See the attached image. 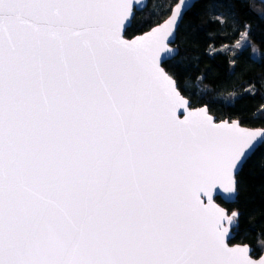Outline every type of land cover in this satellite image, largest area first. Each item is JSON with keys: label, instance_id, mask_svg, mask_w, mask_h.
Masks as SVG:
<instances>
[{"label": "snow or ice", "instance_id": "snow-or-ice-1", "mask_svg": "<svg viewBox=\"0 0 264 264\" xmlns=\"http://www.w3.org/2000/svg\"><path fill=\"white\" fill-rule=\"evenodd\" d=\"M236 2L178 0L127 39L139 0H0V264H264L217 202L239 200L264 130L195 106L172 62L184 18Z\"/></svg>", "mask_w": 264, "mask_h": 264}, {"label": "trees", "instance_id": "trees-1", "mask_svg": "<svg viewBox=\"0 0 264 264\" xmlns=\"http://www.w3.org/2000/svg\"><path fill=\"white\" fill-rule=\"evenodd\" d=\"M178 0H149L137 12L126 37L133 38L161 24ZM223 15L224 22L213 17ZM238 20L252 25L253 42L259 48L254 57L251 47L233 48L242 29ZM179 54L172 61L182 74L183 94L197 107L207 106L218 120H239L249 128H264V4L259 0H237L235 9H209L193 20L184 18L178 32ZM236 55H233V53ZM242 53V55H241ZM235 61V64H232ZM264 160L257 159L246 171L243 189L236 203L223 207L238 208L247 220L233 244H249L253 257L264 252Z\"/></svg>", "mask_w": 264, "mask_h": 264}, {"label": "water", "instance_id": "water-1", "mask_svg": "<svg viewBox=\"0 0 264 264\" xmlns=\"http://www.w3.org/2000/svg\"><path fill=\"white\" fill-rule=\"evenodd\" d=\"M261 3H263L264 4V0H259ZM178 3V2H177ZM176 3V4H177ZM148 4H149V0H139V3H134V9H135V15H136V13L137 12H141V11H144L146 8H147V6H148ZM176 4H175V6H176ZM174 6V7H175ZM173 7V8H174ZM172 8V9H173ZM171 14H173L172 13V11H171V13H170V15ZM169 15V16H170ZM168 16V17H169ZM168 17L166 18V19H168ZM184 20V19H183ZM166 20H164L161 24H163L164 22H165ZM133 22V21H132ZM182 24V23H181ZM181 24H180V26H181ZM160 25V24H159ZM132 26V23L128 26V29L130 28ZM180 26H179V28H180ZM156 27V26H155ZM179 28H178V30H179ZM127 29V30H128ZM150 31V30H149ZM127 32V31H126ZM178 32V31H177ZM177 32H176V34H175V43H174V45H173V47H175V48H177L176 47V41H177ZM146 33V32H145ZM143 35V34H142ZM138 36H140V35H138ZM135 37H137V36H135ZM127 38V37H126ZM134 38V37H133ZM127 39H132V38H127ZM178 49V48H177ZM178 53H179V49H178ZM178 56V55H177ZM176 56V57H177ZM211 114V113H210ZM212 115V114H211ZM213 117H214V119H216L217 121H220V120H218L217 119V117L216 116H214V115H212ZM224 121H227V122H232V121H229V120H224ZM233 121H239V120H233ZM240 122V121H239ZM240 124H241V122H240ZM241 126L242 127H244V128H246V129H250V130H264V128H257V129H254V128H249V127H246V126H243L242 124H241ZM214 199H215V197H214ZM223 201V200H222ZM224 202V201H223ZM224 203H226V202H224ZM227 204H232V203H227ZM235 238V236L232 238V241H233V239ZM253 252H254V249L251 247V249H250V256L252 257V258H254V259H258V258H255V257H253ZM262 255H264V252H263V254Z\"/></svg>", "mask_w": 264, "mask_h": 264}, {"label": "rangeland", "instance_id": "rangeland-1", "mask_svg": "<svg viewBox=\"0 0 264 264\" xmlns=\"http://www.w3.org/2000/svg\"><path fill=\"white\" fill-rule=\"evenodd\" d=\"M248 46H250L251 47V45L250 44H246L245 45V47L244 48H246V47H248ZM234 49H236L235 47H233V48H229V50H232V51H234ZM260 53V52H259ZM253 54V53H252ZM259 55V54H258ZM258 55H256V54H253V56L254 57H257Z\"/></svg>", "mask_w": 264, "mask_h": 264}]
</instances>
